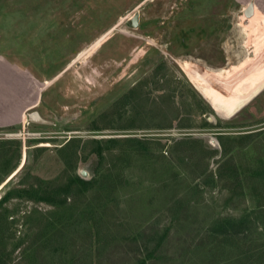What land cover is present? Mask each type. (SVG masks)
I'll return each mask as SVG.
<instances>
[{"label": "rangeland", "instance_id": "1", "mask_svg": "<svg viewBox=\"0 0 264 264\" xmlns=\"http://www.w3.org/2000/svg\"><path fill=\"white\" fill-rule=\"evenodd\" d=\"M250 2L260 17H244ZM263 10L264 0H0V198L21 183L97 180L65 206L7 203L0 264H227L238 248L206 235L225 219L253 225L242 249L264 247V82H248L264 68ZM239 90L247 101L232 113L214 104ZM34 111L51 124L30 123ZM74 138L68 166L59 150Z\"/></svg>", "mask_w": 264, "mask_h": 264}, {"label": "trees", "instance_id": "2", "mask_svg": "<svg viewBox=\"0 0 264 264\" xmlns=\"http://www.w3.org/2000/svg\"><path fill=\"white\" fill-rule=\"evenodd\" d=\"M115 140V139H114ZM113 139L110 142H115ZM81 139H70L64 146L60 148V152L64 154L71 149L76 143H81ZM18 143L17 141H12L11 143ZM89 142H98L96 140H91ZM88 143V142H87ZM99 143V142H98ZM83 149V148H82ZM83 151V150H82ZM214 154V151H210ZM209 152V153H210ZM100 158H103V151L100 149L96 151ZM69 158L73 159L76 163L80 158V151L73 149V152L69 153ZM62 159L66 165L69 166V159L62 156ZM73 166L75 168V163ZM15 169V168H14ZM13 169V170H14ZM96 179L84 180L79 176L70 177L68 183L64 185L46 184L39 182L37 184L25 185L21 183L18 187H11L5 193L3 197L0 198V221L4 217V206L14 199H27L35 202H42L49 204L54 207H61L68 204L69 200H73V197L77 194H84L89 192L95 187ZM247 219H225L222 221H217L206 230V235L212 240V244L217 243V246L221 251L225 250L227 246L238 248L237 254H231L230 259H226L227 264H264V247L257 246L252 250L251 247L248 250H244L241 247L242 241H247L249 238V233L252 231L253 225H247ZM213 246L211 251L215 249ZM224 253V252H221ZM216 258V257H215ZM222 261V259H220ZM219 259H212L209 264H215L220 262Z\"/></svg>", "mask_w": 264, "mask_h": 264}, {"label": "bare ground", "instance_id": "3", "mask_svg": "<svg viewBox=\"0 0 264 264\" xmlns=\"http://www.w3.org/2000/svg\"><path fill=\"white\" fill-rule=\"evenodd\" d=\"M248 2V1H247ZM247 5V4H246ZM261 7V6H260ZM245 9V8H244ZM244 9H243V12H244ZM256 10V9H255ZM260 11V10H259ZM264 11V10H263ZM256 12H257V10H256ZM258 13V12H257ZM244 14V13H243ZM256 14V13H255ZM259 14V13H258ZM257 15V14H256ZM254 16V17H260L259 15H257V16ZM245 17V16H244ZM246 18V17H245ZM247 19V18H246ZM261 34V33H260ZM262 35V38H260L261 39V41H256L255 42V47H254V49H255V52H256V57H259L258 55H260L259 53H260V45H261V43H262V41H263V35L264 34H261ZM246 42V41H245ZM254 55V54H253ZM254 57H255V55H254ZM252 58V57H251ZM245 62V61H244ZM4 63V62H3ZM243 63V62H242ZM248 64H250V62L249 63H246L245 64V66L244 67H246L247 66V68L250 66V65H248ZM241 66V65H240ZM10 67V66H9ZM200 67V66H199ZM239 68V67H238ZM247 68H245V70L247 69ZM199 69V68H198ZM198 69H197V71H198ZM262 71L261 73H257L255 76L253 75L251 78H250V80H248V82H250V84H251V82H256L257 80H260V82L257 84V85H252L251 87H250V89H252V88H254V89H256V91H258V86H260L263 82H264V68L263 69H259L258 71ZM225 71V70H224ZM208 72V71H207ZM221 72V71H220ZM223 72V71H222ZM229 72V71H228ZM231 72V71H230ZM198 74H200V75H198V76H203V74H201V73H199V71L197 72ZM212 73V72H211ZM218 73V72H217ZM18 74V73H17ZM207 74V73H206ZM216 73H214L213 72V74H211L212 76H214ZM229 74V73H228ZM192 75L195 77V79H197L198 81H200V83L202 84V82H204V83H206V80L204 79V78H198L194 73H192ZM231 75H232V72H231ZM223 79H224V76H223ZM222 80V79H221ZM221 80H220V82H221ZM216 81H218V80H216ZM225 81V80H224ZM208 82V81H207ZM219 82V83H220ZM223 83V82H222ZM226 82H224V84H225ZM223 84V85H224ZM200 85V84H199ZM202 85H204V84H202ZM205 87H209V88H207V91L209 92H211L212 90H211V85L209 84V83H207V84H205L204 85ZM213 87V86H212ZM247 91L249 90V88L248 89H246ZM245 90H243V91H241V90H239L237 93H235V94H232L231 95V97H229L228 99H226V98H224L222 95H220V96H218V97H216L217 95L215 94V96L214 97H216V98H214L213 99V101H214V104L215 105H218V104H221V107L224 105V110H225V112L226 113H228V114H230V113H232L234 110H235V108H240L246 101H247V98H246V96H245V93H247V92H244ZM252 92V91H251ZM206 93V92H205ZM219 93V92H218ZM209 94V93H208ZM221 94V93H220ZM207 95V94H206ZM214 95V94H213ZM222 101H220V100ZM216 109L219 111L220 110V108L217 106L216 107ZM28 119H29V117H28ZM1 121V120H0Z\"/></svg>", "mask_w": 264, "mask_h": 264}, {"label": "water", "instance_id": "4", "mask_svg": "<svg viewBox=\"0 0 264 264\" xmlns=\"http://www.w3.org/2000/svg\"><path fill=\"white\" fill-rule=\"evenodd\" d=\"M255 14V4L253 2H250L244 9V16L247 19H251ZM130 26L133 28H137L139 26V15L136 14L131 20H130ZM30 123H37V124H43V125H49L51 122L45 120L41 114L38 111H34L29 115Z\"/></svg>", "mask_w": 264, "mask_h": 264}]
</instances>
